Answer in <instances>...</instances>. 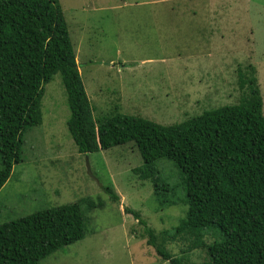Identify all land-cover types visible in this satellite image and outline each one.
Masks as SVG:
<instances>
[{"label":"rangeland","instance_id":"rangeland-1","mask_svg":"<svg viewBox=\"0 0 264 264\" xmlns=\"http://www.w3.org/2000/svg\"><path fill=\"white\" fill-rule=\"evenodd\" d=\"M60 4L97 120L119 110L171 126L238 104L243 95L239 70L249 67L255 69L264 115V0ZM42 114V124L25 134L23 162L14 166L0 191V224L88 197L104 206L86 213L85 239L41 264H169L147 245L145 227L125 209L139 213L158 236L172 232L188 210L187 191L174 164H156L159 184L167 190L162 205L151 181L132 171L144 165L136 148L80 154L67 127L70 109L60 73L45 85ZM109 185L120 203L105 192ZM222 238L212 229L205 243ZM162 245L171 253L185 247L178 240ZM176 257L183 264L209 261L203 249Z\"/></svg>","mask_w":264,"mask_h":264},{"label":"trees","instance_id":"trees-1","mask_svg":"<svg viewBox=\"0 0 264 264\" xmlns=\"http://www.w3.org/2000/svg\"><path fill=\"white\" fill-rule=\"evenodd\" d=\"M58 73L70 109L68 131L80 154L136 148L144 165L132 171L151 181L162 205L167 190L156 164L164 160L177 168L188 210L172 232L158 236L139 213L125 209L145 227L147 245L164 261L183 264L176 256L203 249L209 258L203 264H264V115L253 67L239 70L238 104L171 126L119 110L97 120L60 0H0V191L24 160L27 130L43 122L45 85ZM105 192L120 203L113 185ZM103 206L86 197L0 224V264H41L82 241L90 222L86 213ZM212 229L223 238L206 244ZM176 240L185 247L171 253L162 245Z\"/></svg>","mask_w":264,"mask_h":264}]
</instances>
